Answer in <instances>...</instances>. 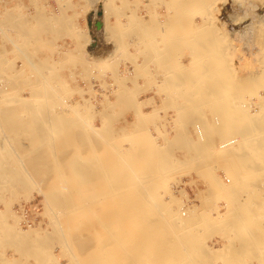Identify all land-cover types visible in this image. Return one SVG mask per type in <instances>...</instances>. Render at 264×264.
<instances>
[{
    "label": "bare ground",
    "instance_id": "bare-ground-1",
    "mask_svg": "<svg viewBox=\"0 0 264 264\" xmlns=\"http://www.w3.org/2000/svg\"><path fill=\"white\" fill-rule=\"evenodd\" d=\"M116 1L122 6L121 12L115 11L119 8ZM257 1L262 5L246 1L250 3L247 9L242 0L235 2L236 8L226 14L227 20L222 19L223 10L216 6V2L223 3L222 6L226 0H148L147 4L144 0L110 1L113 6L110 11L116 19L107 28L105 22L103 26L98 25L96 32L125 36V48L133 46L134 52H125L124 62L117 61L116 66L110 68L113 82L121 89L112 90L114 101L110 97L103 98L100 102L102 110H96L98 94L92 84L89 91L76 88L69 95L70 102L61 99L59 103L55 101L54 106L50 105L51 95L43 104L45 98L39 96L40 80L32 90L36 95L34 101L31 97L4 93L5 90L0 88V128L6 125V131L13 136L7 137L0 129V204L4 207L0 210V264H139L135 256L145 255L146 247L152 245L157 254L152 264H202L210 259L244 264L243 248L264 244L261 243L264 239H260V228L250 231L247 227L244 218L249 211L244 207L245 197L241 198V193L251 187L247 184L257 180L259 173L264 171V0ZM130 4L134 5L133 9ZM158 8L169 10L168 16L165 18L158 13ZM70 17L61 10L46 20L58 24V32H61L58 37H64L69 30L74 41L87 44V34L80 35V28L76 24L72 26ZM19 22L15 20L6 25L11 23V28L21 36L23 42H19L20 45L9 39L5 27H0V31L27 62L36 67L39 63L36 64L37 60L32 63L33 53L29 47L36 41L37 28H30L27 22L22 24V20L21 24ZM52 30L54 34L55 30ZM226 39L235 40L241 55L245 44V52L257 56V65H245V71L237 66H226L230 64L225 60L229 53H226L228 45L223 43ZM72 50L63 54L70 56ZM0 52L4 53L1 46ZM4 59L0 58V65L5 64ZM237 59L243 63L240 56ZM98 70L95 77L102 81L99 74L105 75L104 65ZM74 92L82 103H73ZM86 93H90L91 100L85 98ZM7 100L12 102L9 110L5 109ZM49 107L53 109L49 110ZM56 107L58 110L55 111ZM147 108L150 110L146 111ZM171 109L174 110L172 114L168 111ZM124 110L133 116V121L127 122L131 132H126L125 127L118 130L106 127ZM96 114L102 122L101 127L91 124ZM120 115L117 117L121 118ZM155 120L163 123L164 131L155 126L154 136L147 126ZM171 124L177 126L174 131L177 136L167 139V126ZM190 125L194 126L195 138L189 135ZM118 133L137 136L132 142V160L115 149L114 135ZM22 135L25 137L20 138ZM95 138L102 142L97 145ZM158 138L162 139V144L157 143ZM11 140H22V150L26 155L30 153V158L24 161L19 157L24 154L13 153ZM139 142L142 143L141 150ZM178 145L183 159L175 157L172 163L184 170H192L194 177L204 184L203 190L196 194L199 204L188 207L187 218H183L186 217L183 209L190 199L186 186L189 184L190 187L192 182L183 183L184 177H177L181 184H178L181 187L179 197L173 196L169 189L166 191L170 195L167 203L157 200L159 194L152 192L153 185L157 184L154 176L168 166L171 149ZM15 157H19L18 160ZM143 167H148L145 169L149 172L141 174L139 169ZM189 172L186 175L193 179ZM36 180L42 189L50 191L37 189ZM164 183L166 187L167 180ZM34 188L44 199L43 216L48 219L49 229L42 228L41 224L23 228V205H19L21 216L13 212L14 200L21 197L26 203L33 200L31 191ZM190 188L193 190L192 186ZM104 201L115 206L109 209L107 222L84 224L83 218L76 215L83 207ZM223 206H230V214L221 213ZM210 218L215 220V225L216 220L222 221L221 231L225 234H234L227 241L225 239L226 243L213 249L202 244L201 240H207L203 232L201 238L194 234L196 231L186 232L197 220L201 222L199 225L203 223L210 228ZM193 227L194 230L195 225ZM207 230L206 233H211ZM213 239L214 235L208 239L212 245ZM55 248L59 249L57 255ZM4 249L11 252V257L8 251L3 252ZM255 260L254 257L252 262L264 264V258Z\"/></svg>",
    "mask_w": 264,
    "mask_h": 264
},
{
    "label": "rangeland",
    "instance_id": "rangeland-1",
    "mask_svg": "<svg viewBox=\"0 0 264 264\" xmlns=\"http://www.w3.org/2000/svg\"><path fill=\"white\" fill-rule=\"evenodd\" d=\"M57 1L58 0H0V21L2 22V23L0 22V25H1L0 27H5L6 28V31H7L6 34L8 35L9 39H11L12 41L17 42L18 45H20V43L23 42L21 36L18 35V33H16V31L11 28L12 21L19 20L20 21L19 23L21 24V20H22V24L27 22V24H28V26L30 28L32 26L37 28L36 29L37 33L35 35L36 41L32 42V43H34V45H33L34 47L31 44L29 49L33 53L32 57H31V60L33 59L32 63H35L36 60H37L36 64L39 63V65L36 66V67L31 66L27 62V60L25 59V56L24 57L22 56V54L20 53V50L15 48L11 44V42L9 40H7L6 37L3 36V34L0 31V46L4 50L3 54H1V52H0V58L2 60L4 58H6V59H4L5 60V64L0 65V88L5 90L4 93H8V94L12 93L13 96H20V97H23V98H30L31 97L30 100L34 101V99H36V95L33 94L32 90L34 89L36 83L40 80L41 85H39L38 87L40 88L41 92H40L39 96L42 95V98L43 99L45 98L43 104L46 103V97L51 95L52 96V98H51L52 101L50 100L51 101L50 105L54 106V102L56 101V102L59 103L61 101V99H64L66 102L67 101L70 102V100L68 98H69V95H70V93L72 91H75L78 88L84 89L86 91H89L90 90V86L92 84L93 87H95V91H97L96 94H98L97 99H98L99 103L96 104L97 105L96 110L97 111L98 110H102L100 102L104 101L103 98L110 97V100L114 101L115 99H114V97L112 96V93H111L112 90H114V89L117 90L118 88L121 89V86L119 84H115L113 82V79L111 78L112 76L110 75V68L116 66V64L118 63L117 61L124 62L123 61V57H124L125 52L133 53L134 52L133 46L129 45L127 48H125L126 45H124V41L127 40V38L125 36H121V37H120V35H115L114 36V35H112L109 32H104V33H101V32L97 33L96 32V27H98V26H96V24L102 25L105 22L104 26L106 25V28L109 25H113L114 20L116 19V17H115V15H113L114 12L112 13V11H110V8H113V6L110 5V1L113 2L114 0H59V2H57ZM129 1L130 2H136V0H129ZM237 1H241V0H237ZM237 1H235V0H232V1L226 0L225 4L222 5V6H220V5L223 4V3H220V2L217 3L216 2V6L217 7L219 6L221 8V10H223V13L225 14V15L224 14L222 15V19L223 20H227L228 19V15L226 16L227 13H229L231 10L232 11L235 10ZM244 1H245V3H244ZM244 1L242 0V4H244L243 6H245L246 9L249 6L248 4H250V3H247V2H251L252 4H260V2H261V1H257V0H244ZM144 3L147 4L148 0H144ZM173 3L171 4V8L173 7ZM115 4L117 5V7H119L117 9H115V11L118 12V10H119V12H121V7H122L121 4L118 3L117 1L115 2ZM246 4H247V6H246ZM261 5H262V3L260 4V6ZM65 7H67V8H65ZM70 7H72V8H70ZM130 7L133 9L134 5L130 4ZM262 7H264V6H262ZM107 9H109V10H107ZM164 9L165 8H158V13H160V14L162 13V15H164L165 18H166L168 16V11L169 10L165 9V11H164ZM55 10L56 11L59 10L60 12H61V10H63V11H65L66 14H67V11H73V15H71L72 17H70L71 18V22H72L71 24H72V26L74 24L78 25V27L80 28V35L81 34H85V35L87 34L86 36L88 37V40H89L87 42V44L84 41H82V42L80 41L82 44H79L77 41H74L73 40L74 38L71 35H69V30H67L68 32L66 33V35L68 34L67 35L68 37H65L66 35L64 37L63 36L58 37V36L61 35V32H58L59 31L58 29L60 28L58 26V24L56 26V23L53 22V20H51V19H50L51 21H47L46 20V17L49 20V18L53 17V14H59L60 13V12L56 13ZM197 11H199V10H197ZM102 14L104 16V19L102 17ZM109 14H110V16H109ZM105 15L106 16L108 15V16L106 17ZM74 16H75V18H74ZM78 17L83 18L81 25H79L78 22L76 21V19ZM98 19L100 20L99 23H93V21L98 20ZM105 19H106L107 22L105 21ZM111 19H113V21H111ZM7 22H11L10 26L6 25ZM94 26H95V28H94ZM55 27H57V28H55ZM51 28L53 30H55L54 32L56 34L55 33L53 34L51 32V30H52ZM48 29L50 31L49 33H48ZM57 33H60V34L57 35ZM62 34L64 35L65 33H62ZM67 39L72 42L73 46H69V45L66 44L65 41ZM223 41L222 42L225 43V45H228V46H226V49L228 48L227 49L228 51L226 50V53L229 52L228 54H226L227 57L225 56V58H226L225 60L229 61L230 64H228L226 66H229V65H231L230 67H232V66L236 67L237 66V68L240 67L241 69H243V71H245L246 67H248V66L253 67V65H257L256 64L257 56H253V55L251 56L250 52H249V54H247V52H245L246 50L244 49V48H247L245 44L241 43V45H240L242 47V44H243V47L241 49L244 50V51H242V55H241V53L239 51H237L239 48L237 47L238 44L235 42V40H233L232 42H230V40H227V39L223 40ZM121 42H123V43H121ZM62 43H63V45H62ZM75 43H77L78 47L76 46ZM223 43H222V46L225 48V45ZM226 43H232L233 45L232 44H226ZM60 46H62L61 47L62 49L60 48ZM64 46H66V47H64ZM230 48H232V49L234 48L233 49L234 51L231 50ZM252 48H254V47H252ZM68 49H70V50L73 49V50L71 51L70 56L69 55L65 56L63 54V52H65ZM249 50L251 51V47L249 48ZM235 51L238 52V55H237V53H235ZM34 52H36V53H34ZM230 52H231V54H230ZM245 53L248 56H251V57H248ZM228 55H229V58H228ZM231 55L233 56V58H232ZM234 56H235L236 60H235ZM239 56L242 59H243L244 56H246V57H244L245 59L242 60L243 63L238 61L237 57L239 58ZM67 57H68V59H67ZM247 57L250 58V61H249V59ZM185 58H187V56H185ZM185 58H184V62H185V64H188V61H186L187 59H185ZM227 58L230 59V60H228ZM252 58H255V59H252ZM247 59H248V61H247ZM253 60L255 61L254 62L255 64L253 63ZM244 62H246V63H244ZM225 63H226V61H225ZM251 63H252V65H248V64H251ZM12 65H15V67H13ZM101 65H104L105 75L99 74V76H100L99 78L102 79L103 82L102 81H98L97 78L95 77L96 74H98V71H99L98 67L101 66ZM243 65H244V67H245V65H247V66L244 68ZM126 66L130 67L129 63H127ZM122 68H123V66L121 67V69ZM6 69H8V70L6 71ZM71 71H72V73H71ZM37 72L42 74L41 77L38 76ZM45 80H47L48 83ZM45 83H47V84H45ZM99 84H102V85L100 86ZM51 86H53V90L50 89V88H52ZM71 87L74 90H71L70 89ZM56 88L58 90H56ZM55 92H56V94L58 95L59 98L56 97L57 95H55ZM89 94L90 93H86L85 94V98L88 99V100H91L90 99L91 95H89ZM72 101H73V103H77L79 101H80V103H82L80 98H79V96L76 95L75 92H74ZM10 102H11L10 100L6 101L5 105H8V107L5 108L6 110H9V108H10L9 106L12 105V102L11 103ZM55 105H57V103ZM51 109H53V108L49 107V110H51ZM54 110L55 111L58 110L57 107ZM145 110L149 111L150 108H147ZM254 110H256V109H254ZM168 111H169L170 114H172L174 110L171 109V110H168ZM123 112L124 113H122V111H121L120 114L122 113V114H125V115L117 114L115 116V119H113L110 122V124H106V127L107 126H111L113 129H116V130L120 129L121 127H125L126 130H127L126 132H131L130 127L127 126V122L133 121L132 113L131 112H127L125 110ZM119 115L121 116V118L117 117ZM122 116H124L125 119L122 118ZM155 122L150 123L147 126V128L150 131H152V134L154 136H155V132H154V127L155 126H158L162 130L164 129L162 122H160L158 120L157 121L155 120ZM100 123H102V122H101V120L99 118V115L96 114L95 115V119L92 121L91 124L95 125L96 127H101L102 124H100ZM157 123H158V125H157ZM161 123H162V125H161ZM2 126L0 128L2 130V132L5 135H7V137H13L10 133H8V131H6V129H5L6 125L3 124ZM170 126L172 127V130H171ZM170 126H167V129L169 130V134H171V135L167 134V139H171V138L173 139V138H175L177 136V135H175L176 133L174 132V131H176L177 126H173L172 124ZM85 128H87V127H85ZM188 128H189L188 132H190L189 135L192 138H195L196 136H195L194 126L190 125V126H188ZM228 132H229V130H228ZM122 134L118 133L119 136L116 135V134L114 135V145L116 147L115 149L120 150L121 151L120 153H122L123 155L125 154L124 155L125 157L128 156V157H126L127 159L132 160L133 157H134V156L130 155V154H134V149L132 148V142H135L137 140V138H136L137 136L135 134H132V133H130L129 135H126V134L122 135ZM26 136H29V135H26ZM171 136H173V137H171ZM229 136H230V134H229ZM22 137H25V135L20 136V138H22ZM95 139H96V141H95L96 144L97 143L99 144V143L102 142L98 138H95ZM11 142H12L11 143V147L12 146L14 147V148L12 147V149H13L12 152L13 153H15V154H20V153L24 154V152L22 150V143H23L22 140H17L18 143L17 142H13L12 140H11ZM157 143L162 144L163 143L162 139L158 138ZM138 144H139L138 147L141 150L142 149V146H141L142 143L139 142ZM179 146L180 145H178V148H177V146H174L171 149V153L169 154L168 166H165L163 169L159 170L157 172V174L159 173L158 176L157 175L154 176V178L156 179V181L154 180L155 181L154 183H157V184L153 185V187L155 189L153 188L154 190L152 189V192L155 193V194L158 193L160 195V196L158 195L159 198L156 196L157 200L161 199V200H163L164 202L167 203L170 200V195L167 193V192H169V189H170V192L173 194V196H175L176 198L179 197L178 192L181 189V187H179V185H181V184H179L178 181L176 180V179L179 180V178H177V177L183 176L184 177L183 178V183L184 182L185 183L192 182L191 186H192L193 190L190 188L191 186L189 187V184H187V186H186L187 192L189 194V198L190 199L188 201V204L186 203L187 206L183 209V212L186 213V217H183V218H187L188 210H189L188 207H193L194 205H198L199 204V200L196 198V194L199 192V190H201V191L203 190L204 184L200 183V180H198L196 177H194L195 175L192 172V170H188V169L184 170L183 167H181L180 165L177 166V165L172 163V160H174L175 157L179 158L181 160L183 159V155H182L183 152H182V150L179 149ZM15 148H17V149H15ZM19 157L21 158V160L25 161L26 159L30 158V153L27 154V155L24 154V156L22 155V156H19ZM15 158L18 160L17 157H15ZM50 159L51 158H48V160H50ZM139 165H141V164H139ZM145 168L148 169V167H143V168L139 169V170H141L140 171L141 174H146V173L149 172V170H146ZM180 169H181V173H179ZM175 171H177V172H175ZM188 172L190 173L191 177L192 176L194 177L193 179L190 178L188 175H186ZM261 172L262 173H259V176H258L257 180L250 181L247 184V185L251 184L250 185L251 187L249 188V190L247 192L241 193L242 194L241 198L245 197L244 198V202H243L244 203V207L249 211V212L245 213L246 216L244 218L245 221H246L245 222L246 225H248L247 227L249 228L250 231L254 230L255 228H257V229L260 228L259 229V231L261 233L260 239H264V234H262V233H264V231H262V230H264V171H261ZM175 174H177V175H175ZM161 175L166 177L167 179L164 178V177L160 178ZM261 175H262V177H261ZM233 176H230V178L233 181H235ZM174 177H176V178H174ZM166 180H167V184H166V187H165L164 186L165 185L164 182ZM40 184L41 183H38L37 180H36L35 187L37 189L40 188L43 192H45V191L49 192L50 191V190L42 189V185H40ZM196 185H197V187H196ZM252 185L254 187H252ZM169 186H170V188H169ZM163 187H165V190H164ZM36 188H34L31 191L32 195H33V200H30L27 203L23 200L22 197H21V199L19 198L16 201L14 200V202L12 204L13 205V212L16 215H20L19 205H21V206L23 205V207H24V217H23V215L22 216L20 215L23 218L22 219L23 222L21 223V226L23 228L26 229L27 225L35 227V226H38L39 224H41L42 228L49 229L48 219H47V217L43 216V214L45 212V208H44V204H43L44 203V199L41 196H39V194L37 193V189ZM260 188H262V189L259 190V192H258V189H260ZM155 190L157 192H155ZM4 200L7 201L8 199L5 198ZM220 205L222 206V203ZM111 207H115V206L114 205L110 206L105 201L104 202H96L95 205L92 204L90 206L83 207L82 212H80L79 214H76V215L81 217V218H83V219H81V221H83V222L85 221L84 224H87V223H90V222H92L94 224H102V222L105 223V222L108 221L106 219V217H107V213L109 212V209ZM229 207L223 206V209H221V213L226 212V213L230 214V212H229L230 208ZM173 209H174V211H177L174 206H173ZM0 210L1 211L4 210V207L1 204H0ZM85 214H87V215H85ZM208 215H211V214H208ZM207 217L209 218V216H207ZM84 218H88L87 221L84 220ZM24 219H25V221H24ZM210 219H211V222H212V225L209 226L210 228H207V225H203V223L199 225V223H201V222H200V220L199 221L197 220L196 222H194L193 225H191L192 229H191V227L189 229L187 228L186 232H193V231L195 232L196 231L194 234H196L197 236L199 235V238H201L203 235H206V236H204V238H207V240L206 239H205V241L201 240V239L200 240L203 241L202 244L205 247L208 246L211 249H213V248H217V247L223 245L224 243H226L228 238L230 236L234 235V234L233 233L232 234H230V233L225 234L223 230L221 231L222 227L220 225V222H222V221H220V222L218 221L217 222V220H216L217 224L215 225V223H213V221H215V220L213 218H210ZM114 220H115V217H114ZM62 222L64 224H66L67 221L65 219H63ZM73 223H76V222H73ZM196 223L198 224V227H197ZM194 225H195V229L193 230V228H194L193 226ZM46 227H48V228H46ZM201 227L203 228V230H202ZM215 227L218 228L219 230L216 229ZM206 230L208 232H211V233H206ZM213 231H215V232H213ZM202 232H203V235H202ZM204 232H205V234H204ZM220 232H221V234H218ZM212 235H214L213 242L215 243V244L213 243V245H212V242H210L208 240L209 237H211ZM225 239H226V241H225ZM261 243H264V240H262ZM154 247H155V245H152L151 247H146L145 255L142 254V256H139V255L135 256L137 258V261H139V264H143L144 262L146 264H152L153 257H155V255H157V254H154V251H153V250H155ZM244 249H245V251H242L243 255L241 254L243 256L242 263H244V264H254V263L255 264H260V262L257 261V260H258L259 257L261 258V260H262V258H264V244H262V245L260 244V246H258V247H256V246H248L246 248L244 247L243 250ZM252 250L256 251V252L251 253ZM4 251L6 252L8 250L4 249L3 252ZM57 252L59 253V249L55 248L54 253L56 255L58 254ZM255 253H257V254H255ZM259 253H261V254H259ZM8 255H9V257H11V252L8 251ZM146 255H148V256H146ZM196 255H197V253H196ZM254 257L256 258L255 261H257V262H252V261H254ZM145 258H147V259H145ZM142 259L143 260L145 259V261H142ZM207 261H205L204 263L205 264H224L226 262L225 264H227L226 260H217L215 262V261L210 259V260H207ZM62 262L64 263V261H62ZM229 262H230V260L228 261V264H229ZM204 263H202V264H204ZM30 264H33V263H30Z\"/></svg>",
    "mask_w": 264,
    "mask_h": 264
},
{
    "label": "crops",
    "instance_id": "crops-1",
    "mask_svg": "<svg viewBox=\"0 0 264 264\" xmlns=\"http://www.w3.org/2000/svg\"><path fill=\"white\" fill-rule=\"evenodd\" d=\"M55 11H56V10H55ZM56 12L59 13V10L56 11ZM72 14H73V11H67V15H68V16H71ZM82 20H83V18H81V17H78V18L76 19V21L78 22L79 25H81ZM111 21H113V19H111ZM123 21H124V20H123ZM99 22H100L99 19L93 21V23H99ZM94 28H95V26H94ZM65 42H66L67 45H69V46H73L70 40L67 39Z\"/></svg>",
    "mask_w": 264,
    "mask_h": 264
},
{
    "label": "water",
    "instance_id": "water-1",
    "mask_svg": "<svg viewBox=\"0 0 264 264\" xmlns=\"http://www.w3.org/2000/svg\"><path fill=\"white\" fill-rule=\"evenodd\" d=\"M96 26H98V24H96Z\"/></svg>",
    "mask_w": 264,
    "mask_h": 264
}]
</instances>
